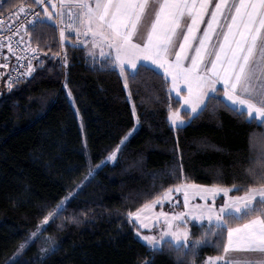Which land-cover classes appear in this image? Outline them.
I'll list each match as a JSON object with an SVG mask.
<instances>
[{"label": "trees", "instance_id": "obj_1", "mask_svg": "<svg viewBox=\"0 0 264 264\" xmlns=\"http://www.w3.org/2000/svg\"><path fill=\"white\" fill-rule=\"evenodd\" d=\"M16 2L0 0V14ZM52 34L44 29V40L37 44L28 27L24 40L43 49V64L11 88L4 82L0 86V264L66 196V211L42 234L54 238L57 250L40 258V237L17 254L22 264H177L174 251L165 247L153 252L136 237L137 225L130 223L127 212L158 192L161 183H179L166 174L178 160L186 183L230 189L236 184L241 191L231 192L243 195L242 186L250 182L245 168L249 157L261 150L264 127L229 111L219 93L222 102L206 101L209 107L198 118L174 129L166 118L167 102L175 108L179 99L168 94L169 85L161 79L141 72L128 81L139 126L114 163L96 168L133 127L131 101L118 68H101L75 35L65 34L70 38L62 42L57 32L55 40ZM65 53L68 63L62 64ZM182 209L183 204L171 208ZM73 216L78 223L63 219ZM187 224L189 240L208 228L207 222ZM217 254V247L209 244L192 259L204 264Z\"/></svg>", "mask_w": 264, "mask_h": 264}, {"label": "snow or ice", "instance_id": "obj_2", "mask_svg": "<svg viewBox=\"0 0 264 264\" xmlns=\"http://www.w3.org/2000/svg\"><path fill=\"white\" fill-rule=\"evenodd\" d=\"M33 6H43L42 11L33 10ZM49 6L56 10L55 13L49 11ZM13 7L16 12L10 13V19L18 12L25 13L16 31L31 18L29 30L36 33L34 39L37 44L43 42L46 28L52 29L51 38L54 40L58 31L60 41L70 38L65 36L66 29L74 31L77 38L83 33V44H91L92 49L100 48L99 58L89 49L93 61L99 59L101 68L109 65L119 68L126 90L129 78L135 80L141 72H150L168 84V94L175 90L177 96L182 98V102L176 101L175 108L171 101L167 102L166 118L174 129L183 127L189 118H198L209 107L206 101L222 102L217 99L219 93L225 98L224 106L229 111L249 123L257 122L258 127H264V0H215L214 3L213 0H71L67 5L70 12L68 16H65L64 11L66 0H59L58 4L54 0H47V3L46 0H17L8 5L9 9ZM205 15L208 16L206 21ZM201 23L205 24L203 30L200 29ZM61 24L62 27L59 26ZM3 32L4 29L0 28V34ZM4 46L12 51L10 42L5 45L0 39V47ZM47 47L51 50V45ZM105 48L109 49L107 54ZM29 50L35 53L43 49ZM67 63L65 53L62 64ZM42 64L43 60H39L37 66ZM3 66L7 67L6 64ZM157 69H162L163 75ZM33 71L29 60L26 72L20 73V76H29ZM18 82V79L13 80L9 75V88ZM221 82L222 87L218 89L216 85ZM181 84L186 85V88H181ZM64 87L67 88V83ZM68 95L71 96L70 91ZM128 99H131V92H128ZM132 116L133 127L109 151L106 161L117 159V152L122 145L126 146L140 122L134 104ZM252 139L250 137V149L253 146ZM259 143L261 150L249 157L245 168L250 182L242 186L243 196H228L230 188L219 184L198 186L205 194L202 198L212 196L214 199L218 193L228 196L230 202L222 203L218 208L197 204L192 211H163V202L177 204L173 194L182 191L183 207L188 208L187 190L192 185L186 183L182 176L183 165L178 160L176 167L166 174L179 183L167 187L161 183L158 192L149 194V198L135 211L127 212L130 223L140 221V226L147 228L149 225L142 217L151 214L157 204L161 206V210L151 218L159 221L163 217L167 227L162 228L158 235H142L149 249L159 252L167 247L176 253L177 264H195L192 257L197 255V249L209 244L217 247L218 254L207 257L204 264H233L227 254L239 248L264 256V133L260 134ZM88 171L90 175L93 174L90 158ZM157 178L154 173L153 180ZM231 189L241 191V187L236 184H232ZM69 202L68 196L62 198L46 212L42 222L46 224L51 219L55 223L62 217ZM186 216L207 220L208 228L200 237L189 240L186 228L173 225L174 220L187 224ZM63 219L79 222L75 216ZM44 231L46 229L38 224L18 243L12 257L5 259L4 264H22L17 254L38 241ZM56 250L54 241L51 244L46 242L39 249L41 253L49 254ZM246 264H264V259L249 260Z\"/></svg>", "mask_w": 264, "mask_h": 264}, {"label": "rangeland", "instance_id": "obj_3", "mask_svg": "<svg viewBox=\"0 0 264 264\" xmlns=\"http://www.w3.org/2000/svg\"><path fill=\"white\" fill-rule=\"evenodd\" d=\"M54 2H56V3L58 4V3H59V0H54ZM46 3H47V0H46ZM70 3H71V0H66V7H65L66 9H68L67 5L70 4ZM49 11L55 13L56 10H55V9H52V8L49 6ZM73 32H74V31L71 32L72 35H74ZM57 33H58V31H57ZM65 34H67V31H65ZM68 34L70 35V33H68ZM81 34H82V35L80 36L81 38H79V40H77V41H79L78 43H79L80 45H82L83 47L86 48L88 54H90L89 49H91L92 53L99 55V53H100V48L97 47V48L92 49V48H91V44H88V45L83 44L82 41L85 39V37H84L83 33H81ZM57 35L59 36V33H58ZM89 35H90V34H89ZM62 42H63V41H62ZM108 51H109V49L105 48V53H106V54H107ZM140 62H143V61H140ZM140 62H138V63H140ZM147 63L150 64V62H147ZM152 67H155V66H152ZM118 69H119V68H118ZM128 71H131V69L128 68ZM157 71L163 73V70H162V69H157ZM31 74H32V73H31ZM122 79H123V77H122ZM169 80H170V78H169ZM123 83H124V80H123ZM180 87H181V88H186V85L181 84ZM216 87H217L218 89L220 88V87L217 86V85H216ZM126 91H127V94H128V92H129V88H128ZM171 93H172V95H173L174 97H176L177 99L181 100V102H182V98L177 96V93H176L175 90H172ZM222 97H223V96H222ZM223 98H224V97H223ZM224 99H225V98H224ZM130 101H131V105L133 106V102H132L131 99H130ZM182 111H183V109H181V112H182ZM77 114H78V112H77ZM136 114H137V113H136ZM78 116H79V114H78ZM190 119H191V118L188 119L187 123L190 121ZM79 123H80L81 132H82V136H83V142H85V135H84L83 125H82V122H81V120H80V117H79ZM187 123H186V124H187ZM186 124H185V125H186ZM138 126H139V124L137 125L136 129L138 128ZM134 132H135V131H134ZM134 132H133V133H134ZM129 138H130V137H129ZM122 146H123V145H122ZM122 146H121V147H122ZM116 155L118 156V152H117ZM103 161H104V162H103V163H100V166H99V167H96V168H100V167L104 166V165L107 164V163H114L116 160H115V161H106V160H103ZM190 185H192V187L188 188V190H187V191H188V208H187V209H185V208L183 207L182 210H171V208L176 209L177 206H179L180 204H183L184 193H183V191H182V192H180V193H174V194H173V199L176 200V201H178L177 204H172V203H170L169 201H164V202H163V211H164V212H170V211H171V212L192 211V210H193V206H195V205H197V204H199V205H201V206H204V205L207 204V205H212L214 208H218L222 203L230 202V201H228V196H236V195H234V194L231 192V189H230V191H229V193H228V196H224L223 193H218V194H216V196H215L214 199H213L212 196H207V198L205 199V198H202L205 194H204V193L200 190V188L198 187V186H205V185H198V184H190ZM241 196H243V195H241ZM160 210H161V206H160L159 204H157L156 207H155V209L152 211L151 214L147 215L146 217H142V219H144V222L147 223V224L149 225V227H147V228L141 227V226H140V221H137V222L135 223V224L137 225V228H139V234L137 233V229L135 230L136 237H137L139 240H141L142 242L146 243L145 241L142 240V238H141L142 235H149V234H151V235H158L159 232H160V230H161L162 228L167 227V225L164 223V218H163V217H161V218L159 219V221H156V220H154V219L151 218L152 215H155V214L158 213ZM133 219H134V218H133ZM169 219H171V217H169ZM185 219L187 220V223H188V222H191V221L198 222V223L207 222V220H203V221L196 220L193 216H186ZM50 221H51V219H49L48 222H47L46 224L43 223V222L41 221V223H40L39 225L41 226L42 229H44V227H45ZM172 223H173L174 226H178V227H180L181 229L186 228V229L188 230V232H189V227H188L189 224H181L179 220H174V221H172ZM207 223H208V222H207ZM131 224H133V223H131ZM189 233H190V232H189ZM41 237H43L44 239L42 238L39 249H40L41 247H44V246L46 245V242H48L49 244H51V242L54 241V242H55V245L57 246L56 241H55L54 238H52L51 236H48V235H46V236H42V235H41ZM146 244H147V243H146ZM38 254H39L38 256H39L40 258H45L46 256L49 255V253H41L40 251L38 252ZM213 257H215V256H213ZM217 264H218V262H217Z\"/></svg>", "mask_w": 264, "mask_h": 264}, {"label": "built area", "instance_id": "obj_4", "mask_svg": "<svg viewBox=\"0 0 264 264\" xmlns=\"http://www.w3.org/2000/svg\"><path fill=\"white\" fill-rule=\"evenodd\" d=\"M43 6H33V10L42 11ZM65 16L70 14L69 9H64ZM16 12V9H10L5 13L0 14V28L4 29V32L0 34V39L3 40L5 45L11 44L12 51H9L7 46L0 47V86L4 82L8 85V77L11 75L13 80H22L27 76H20V73H24L27 70V62L31 60V63L36 68L38 61L41 59L42 52H31L30 48H39L37 46L28 45L24 40V34L31 23V18L28 23L24 24V27L19 31H16V26L23 21L25 13L18 12L11 19L10 13ZM63 26V24L59 25ZM67 33H71V29H66ZM35 57V58H33ZM7 65L4 67L3 65ZM17 83H14L15 85Z\"/></svg>", "mask_w": 264, "mask_h": 264}, {"label": "crops", "instance_id": "obj_5", "mask_svg": "<svg viewBox=\"0 0 264 264\" xmlns=\"http://www.w3.org/2000/svg\"><path fill=\"white\" fill-rule=\"evenodd\" d=\"M214 2H215V0H213V3ZM210 10H211V5H210ZM207 19H208V16L205 15V21ZM204 27H205V24L201 23L200 29L203 30ZM73 33H74L75 37L77 38L76 33L75 32H73ZM199 34L200 33L198 32L197 36H199ZM79 38H81V37H79ZM79 38H77V40H79ZM213 39H215V37H213ZM193 44H195V41H193ZM89 55H90V57H92L91 54H89ZM95 56L97 58H99V55L95 54ZM217 86H219L221 88L222 87V82L218 83ZM227 256H228V258L230 260L233 261V264H246V262L249 261V260L264 259V256H261V254L256 253V252H251V251H248V250L243 249V248L230 250L229 253L227 254ZM218 264H219V262H218Z\"/></svg>", "mask_w": 264, "mask_h": 264}]
</instances>
